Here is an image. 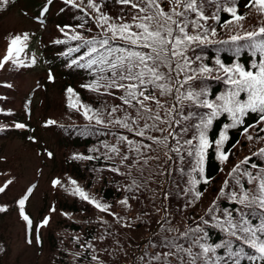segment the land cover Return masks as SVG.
I'll return each mask as SVG.
<instances>
[{
	"label": "trees",
	"instance_id": "1",
	"mask_svg": "<svg viewBox=\"0 0 264 264\" xmlns=\"http://www.w3.org/2000/svg\"><path fill=\"white\" fill-rule=\"evenodd\" d=\"M47 1L49 0H13L6 4L7 2L0 0V25L2 27L0 55L8 45L11 36L34 32L29 35V38L32 39V42H37L38 52L42 56V67L49 74V77L45 78V82L51 81L53 84L46 87L48 96L52 89L55 98L52 101L58 100V102H51L47 96V100L40 99L41 102H38V105L43 109V116H41L38 125L41 134L49 133L47 138L53 141L59 149L58 153L76 152L81 154L77 156L93 157V159L74 158L75 160L73 159L66 166V175L71 180H75L77 185L91 198L110 205V208L107 212H101L78 195L69 197L70 195L61 193L65 196H59L54 203V210L49 216L48 224L37 229L39 246L33 250L30 257H26V250H23L22 254L16 253L17 262L14 264H147L151 255L167 250L151 246L152 242L158 243L160 240L161 224L165 228L173 227L183 232L189 227H195L201 217L209 220L208 225H201L208 233L207 242H219L224 238V234L212 227L211 216L207 214V210L212 206L214 200L217 201L221 209H231L235 206L233 202L218 196L226 179L229 180L230 185L232 183L228 175L229 172L234 166L240 165L246 157H251L249 164L255 163L264 167V157L253 155L264 148V130H262L264 124L259 123L258 114L250 112L244 118L243 123L228 128L225 126L231 125V121L227 113L222 112L213 119L212 124L206 129L211 146L206 152L203 176L192 171L197 157L187 154L191 149L190 146L184 144V141L192 139L193 145L198 143V140L195 139L198 134L195 125L207 118L209 109L192 105L189 103L190 101L186 100L181 105L175 100V94L160 97L165 105L164 109H159L161 117L165 118L166 109L176 105L177 111L173 113V116L181 122L179 124L173 122L171 127L156 122L159 128L166 129V131L148 129L145 137L136 136L134 132H129L116 124L104 127L97 125L94 119L91 122L86 120L82 115L83 109L77 111L70 108L68 97L64 102V91H67L68 88L74 90L80 102L89 105L94 110H99L106 122L111 118H123L125 113L136 117V111L123 105V102L118 99L123 94L122 91L115 89L106 91L104 87H100L97 92L83 87V85L95 82L98 76L103 75L99 73L98 65L88 69L72 64L74 59L78 60L79 64H85L89 59V57H85L84 60L79 59L88 49L82 40H72V35L79 33L84 39L102 38V29L96 26L94 19L98 14L87 7V0H83V3L81 0H77V3L80 4L79 8L59 0H50L45 7ZM248 2L249 0H213L212 4H205L206 15L211 16L216 12L217 5L221 8L236 6L238 13L246 18L240 21L239 25L232 23L224 26L225 21L232 20V17L229 13L221 10L218 21L211 19L207 22L202 21L201 23H205L209 30L214 28L216 35H209L211 42L198 46L193 45L189 49L187 55L193 61L192 68L203 64L215 69L217 68L215 64L217 59L227 66L238 62L246 68L250 67L252 57L250 51L246 48H240L239 54L236 51L238 47L247 42H232L230 40L233 35H243L264 24V15L259 14L254 8L247 7ZM96 3L101 4V11L111 16L117 23L120 22L116 19L117 17L131 21L132 15L137 11L130 5L118 3L117 0H96ZM18 6L23 12L29 13L30 17H27L23 12L22 14L15 13ZM164 6L167 8L166 4ZM43 9L44 16L41 19L50 22V31L48 35L42 33L37 35L35 30L40 24L35 22L33 17H40V12ZM190 17L194 18V14H190ZM80 24H84V27H78ZM62 28L64 32L60 30ZM65 32L68 35H65ZM57 40L62 43H56ZM225 41L226 43H222ZM77 47L80 48V51L69 52V49ZM101 51L104 50L101 49ZM196 57H200V59L197 60ZM258 58L257 54L255 60ZM18 62H20L19 58ZM10 67H13L10 73L14 74L13 77L18 80L23 75V71L18 68L17 64L9 62L2 72L5 73L6 69ZM217 75L223 77L222 72L215 71L209 77L192 82L191 88L197 91L201 87L205 88L207 96L202 98L214 100L216 96L223 94L230 87L223 79H216ZM180 79L182 80L183 76ZM99 83L103 85L106 81L101 80ZM189 87V85H185L181 92ZM107 92L115 94L108 95ZM5 103L11 107L16 104V102ZM1 104L3 102L0 99ZM116 105H120L121 109H118L113 117H109L108 113ZM150 106L156 108L154 103ZM21 108L20 106L16 107L15 111L12 108L9 115H0V121H13L21 117L23 115ZM187 108H192L194 111L188 113ZM63 111L67 113V117L62 116ZM50 120L55 123L48 124ZM144 122V120H139V126H142ZM148 123L151 124L153 121H148ZM136 127L137 125H133V128ZM245 128L248 129L247 134H245ZM173 130L178 133L176 139L182 146L180 153L169 151L172 146H177L176 140L171 136H169L167 147L163 144L153 143L146 138L153 136L162 139ZM221 132H225L228 136L220 149L229 154L228 160L224 162L218 158L215 144ZM121 135L143 145H151V148L142 147L140 153L129 151L126 142L118 140ZM248 135H251L253 139L249 140ZM41 142L44 147L53 150L42 138V135ZM105 145L109 147H105ZM41 146L40 143L36 145L38 148ZM111 146L119 148V154L111 152L109 150ZM125 155L129 157L128 160H122ZM144 160H147L146 164ZM60 167L62 168L60 164L52 165L50 173L60 172ZM113 168H118L119 172L111 171ZM241 168H248V164L241 165ZM193 177L200 180V183L195 186L194 191H188L193 187L190 183ZM205 179L208 180V183H204ZM133 181L136 182L135 185ZM129 186L132 188L131 191L128 190ZM72 187L74 186L69 184L70 191ZM195 191L202 192L203 195L199 199H195ZM225 191H229V189H225ZM125 198H128L129 206L120 203ZM165 221L170 223H165ZM2 222L0 220V227ZM18 222L19 220L16 225ZM4 234V230L0 228V254L6 255L14 249L11 246V237L5 238ZM165 234L173 236L178 233ZM184 243L187 246V241ZM23 247L29 250L26 245ZM145 253L148 255L146 256ZM93 256L97 259L93 260ZM142 256L144 257L143 261L140 260ZM0 264H4V262L0 261ZM152 264H158V262L152 261ZM242 264H247V262H242Z\"/></svg>",
	"mask_w": 264,
	"mask_h": 264
},
{
	"label": "snow or ice",
	"instance_id": "2",
	"mask_svg": "<svg viewBox=\"0 0 264 264\" xmlns=\"http://www.w3.org/2000/svg\"><path fill=\"white\" fill-rule=\"evenodd\" d=\"M117 2L122 5H130L132 9L137 10L132 15L131 21L117 17L116 19L120 22H114L111 16L101 11V4L96 3V0H87V7L98 14L94 19L96 26L102 29V38L84 39L79 33L72 35V40H82L88 49L79 59L84 60L85 57H89L85 64H79V61L75 59L72 60V64L88 69L98 65V71L103 75L98 76L95 82L83 85V87L97 92L100 87H104L106 91L108 89L122 91L123 94L118 99L123 102V105L133 108L136 111V117L125 113L123 118H111L106 122L99 110H94L89 105L80 102L72 88L67 89L69 107L77 111L83 109L82 115L90 122L94 119L97 125L104 127L116 124L129 132H134L139 137H145L148 129L166 131V129L159 128L156 122L167 124L169 127L173 122L176 124L181 122L173 116V113L177 111L176 105L166 109L165 118L161 117L159 109H164L165 105L160 97L175 94V100L181 105L186 100L190 101L192 105L209 109L207 118L195 125L198 129V134L195 137L198 143L193 145L192 139L184 141V144L190 146L191 149L187 154L197 157L192 171L203 176L206 152L211 146L206 129L212 124L215 117L222 112L227 113L232 119V124L225 126L228 128L243 123V118L251 112L257 113L259 123L264 124V24L254 31L230 37L232 42H247L236 49L237 54H239L240 48L249 49L253 56L258 54V60H253L249 68L238 62L227 66L220 59L215 61L217 66L215 69L203 64L192 68L193 61L187 55L189 49L193 45L198 46L211 42L209 35H216L214 28L209 30L205 23L201 22H207L210 19L218 21L219 11L222 10L232 17V20L225 21L224 26L232 23L239 25V22L246 17L238 13L236 6L221 8L217 5V11L209 16L205 13V4H212L213 0H117ZM64 3L75 8L80 7L77 0H64ZM165 4L167 8H165ZM246 6L254 8L259 14L264 15V0H249ZM190 14H194V18L190 17ZM78 27L83 28L84 24H80ZM60 30L64 32L63 28ZM65 35L68 33L65 32ZM28 39L27 33L15 35L9 39L6 54L0 59V69H3L9 62L18 63V58L24 51ZM117 41L120 43H115ZM55 42L62 43L60 40ZM222 43H226V41ZM72 51H80V48L69 49V52ZM196 59L199 60L200 57H196ZM33 63H35L34 59ZM215 71L223 73V77L217 75L215 78L223 79L230 87L223 94L216 96L214 100L202 98L207 96V90L201 87L197 91L191 88V84L209 77ZM181 76H183L182 80ZM101 80L106 83L101 85L99 83ZM185 85H189V89L181 92ZM107 94L114 95L115 93L107 92ZM241 94H245L246 98H241ZM153 103L156 105L155 109L150 106ZM118 109H121L120 105L112 107L108 113L109 117H113ZM139 120L145 121L142 126H139ZM148 121H153V123L149 124ZM54 123L55 121H48V124ZM133 125H137V127L133 128ZM15 127L23 128L24 125L16 124ZM244 131L247 134L248 129L245 128ZM177 135L178 133L173 130L162 139L153 136L146 138L153 143L163 144L167 147L169 136H171L176 140L177 146H172L169 151L180 153L182 146L176 139ZM247 138L253 139L251 135H248ZM227 139L226 133L221 132L219 139L215 141L218 158L221 162L227 161L229 158L228 153L220 150ZM118 140L126 142L129 151L137 153L141 152L142 147L151 148V145H143L123 135L119 136ZM105 147L109 146L105 145ZM109 150L117 154L120 151L116 146H111ZM253 155L264 157V148ZM74 158L93 159L91 156H74ZM128 159L127 155L122 158V160ZM250 161L251 157H246L240 165L234 166L228 174L232 181L231 185L226 179L219 190V198L229 200L235 206L231 209H221L217 201L214 200L212 206L207 210V214L211 216L212 227L223 233L224 238L216 243L207 242L208 233L201 225H208L209 220L204 217L200 218L195 227H189L183 232L173 227L165 228L161 224L160 240L158 243L152 242L151 246L167 250L151 255L147 264H152V261H156L158 264H242V262L264 264V167L259 168L255 174L247 168H241V165H247ZM136 162L138 163V161ZM144 163L146 164L147 160H144ZM257 167L255 163L251 164V168L256 169ZM111 171L119 172V169L113 168ZM60 183L61 181L58 179L53 181L54 186ZM69 183L74 186L71 188L72 195H78L101 212L109 210L110 205L91 198L77 185L75 180L70 179ZM135 183L133 181L134 185ZM190 183L193 187L188 191H194L200 180L193 177ZM204 183H208V180L205 179ZM6 186L0 187V192H3ZM225 189H229V191H225ZM128 190H132L131 186ZM31 191L32 188L27 190L29 195ZM202 195V192L195 191V199H199ZM27 198L28 195H25L19 200L20 215L27 222L28 228L31 229L32 221L24 212ZM120 203L129 206L128 198L121 200ZM48 222V218H45L40 226L47 225ZM165 223L170 222L165 221ZM128 226L131 227V225ZM165 233L178 234L169 236ZM37 241L39 242V236H37ZM184 241H187V246ZM27 242L31 243L32 241L29 239ZM145 255L147 256L148 253ZM92 259L96 260L97 257L93 256ZM140 260L143 261L144 257H140Z\"/></svg>",
	"mask_w": 264,
	"mask_h": 264
},
{
	"label": "rangeland",
	"instance_id": "3",
	"mask_svg": "<svg viewBox=\"0 0 264 264\" xmlns=\"http://www.w3.org/2000/svg\"><path fill=\"white\" fill-rule=\"evenodd\" d=\"M17 13V12H15ZM1 22V20H0ZM6 26H9V25H6ZM2 30V27L0 25V32ZM32 84V82L30 81V83L27 85L28 87H30ZM54 90H50L49 91V100L51 102H58V100L56 101H52V100H55L54 98V95L53 93ZM42 135V138L46 141V143L51 146L53 148V150L58 153V148L55 146V144L53 143V141H50L47 137H49V133H44V134H41ZM0 145H2L4 151L1 153V155H8L10 154V156L12 155H19L20 154V157L18 158V161L13 164L12 163V166H16L18 171H19V175H20V184H22V187L32 178V171L34 170V168H36L38 166V162H37V159H35L33 157V155L30 153V151L26 148H24V144L18 140V139H15L14 137H10L9 139H3L0 141ZM29 158V161L27 162V165L28 168L26 170H24V168L22 167V160L24 158ZM52 175L50 174L49 172V169H45L44 170V175ZM41 189H44L42 186L40 187ZM35 198L37 200L38 198V194L35 195ZM2 225H1V229L4 230V237L5 238H9L11 237V246L12 248L15 250V252L17 254H22V251L23 250H26L28 252V255H31L33 254V250L32 249V252L27 250V249H24L22 243H21V233H20V230L18 228V226L16 225V221L14 219V217L12 216H7V217H4V219H2ZM18 229V232L15 234V232L17 231ZM26 256V257H27ZM14 261V259H11V262Z\"/></svg>",
	"mask_w": 264,
	"mask_h": 264
}]
</instances>
